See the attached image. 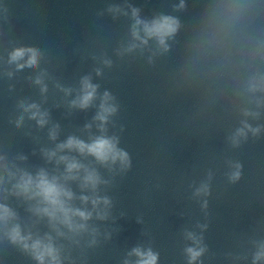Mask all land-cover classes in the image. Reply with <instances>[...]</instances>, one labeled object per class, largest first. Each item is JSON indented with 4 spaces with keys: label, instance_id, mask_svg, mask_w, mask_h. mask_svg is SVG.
I'll list each match as a JSON object with an SVG mask.
<instances>
[{
    "label": "water",
    "instance_id": "1",
    "mask_svg": "<svg viewBox=\"0 0 264 264\" xmlns=\"http://www.w3.org/2000/svg\"><path fill=\"white\" fill-rule=\"evenodd\" d=\"M179 2L0 0V148L27 156L20 163L29 170H52L54 164L44 159L41 148H52L69 135L87 140L84 125L92 121L97 107L79 110L68 106L85 75L100 86V94L109 91L118 105L108 134L119 137V147L128 152L131 166L124 172H109L96 165L109 181L99 192L112 200L111 218L89 222L100 230L98 243L89 248L85 237L82 246L72 252L76 264L134 261L127 254L136 246L151 247L159 254L158 264H187L184 250L192 245L188 231L202 235L207 248L198 264H251V241L264 239V129L257 136L249 133L234 147L229 138L241 126L239 109L224 101L210 103L202 89L179 82L176 71L183 46L201 8L200 0H186L185 11H173ZM125 3L140 8L145 19L159 13L180 18L181 30L169 41L168 53H160L150 41L143 52L116 54L131 39L132 21L123 15L114 19L106 9ZM20 46L41 51L38 69L16 71L7 63L9 52ZM105 58L112 60L111 67L102 63ZM97 68L102 71L100 76ZM41 70L48 73L45 96L33 83ZM54 82L73 88L72 95L66 97ZM21 100L48 110L49 125L41 129L25 116L17 128ZM249 122L264 125V116ZM52 124L60 125L55 142L47 134ZM92 133L96 134L95 126ZM235 163L241 165V176L232 182L229 174ZM205 182L208 195L195 196ZM72 186L80 195L76 185ZM205 201L206 208L202 207ZM20 211L26 215L23 208ZM198 225L207 227L202 230ZM237 256L241 259H234ZM0 264L35 262L2 242Z\"/></svg>",
    "mask_w": 264,
    "mask_h": 264
},
{
    "label": "clouds",
    "instance_id": "2",
    "mask_svg": "<svg viewBox=\"0 0 264 264\" xmlns=\"http://www.w3.org/2000/svg\"><path fill=\"white\" fill-rule=\"evenodd\" d=\"M200 2L201 8L185 40L176 75L179 82L202 89L210 103L224 101L239 109L243 117L241 126L229 138L234 147L239 146L249 133L257 136L264 129V125L253 126L249 122L264 116V0ZM186 9V0L173 5L176 12ZM106 11L114 19L123 15L130 16L132 21L131 39L116 50L118 56L137 50L143 52L150 41L157 51L168 53L169 41L175 40L182 27L180 18L170 14L142 18L141 9L129 3L110 4ZM155 54L148 57L149 63ZM42 55L36 47H15L9 52L7 63L14 65L16 71L38 69ZM102 63L111 67L113 62L105 58ZM101 74V69L97 68L96 75ZM7 75L12 77L14 73L9 71ZM47 77V71L41 70L33 80L41 96L49 91ZM54 87L66 97L74 91L59 82H54ZM99 87L90 75H85L79 81L75 97L68 102L71 109L97 107L92 121L84 125L87 140L69 135L52 148L40 149L44 159L54 164L52 170L45 167L29 170L20 163L26 162L27 156L0 148V243L6 242L35 264H76L72 252L82 246L85 237L89 248L98 243L100 230L89 222L109 220L112 200L100 195V186L109 181L102 177L96 165L109 172H124L131 166L128 152L119 147V137L108 134V125L118 105L109 91L100 94ZM18 107L21 114L15 120L17 128L23 125L25 116L41 129L49 125L50 113L42 109L41 104L21 100ZM93 126L96 134L92 133ZM59 133L60 125L52 124L47 133L49 140L57 141ZM232 168L229 179L235 182L240 179L241 165L235 163ZM208 193L209 185L205 182L194 195L207 196ZM202 207H207L206 201ZM21 208L26 215L21 214ZM198 227L203 230L207 225ZM186 237L192 242L184 250L187 264H198L207 251L203 237L191 231L186 232ZM251 244L254 249L251 264H264V239H253ZM127 255L136 259H125L123 264H158L159 260V254L151 247L136 246Z\"/></svg>",
    "mask_w": 264,
    "mask_h": 264
}]
</instances>
